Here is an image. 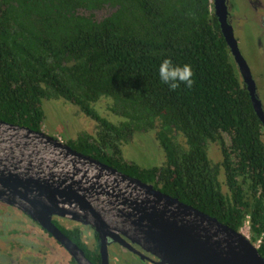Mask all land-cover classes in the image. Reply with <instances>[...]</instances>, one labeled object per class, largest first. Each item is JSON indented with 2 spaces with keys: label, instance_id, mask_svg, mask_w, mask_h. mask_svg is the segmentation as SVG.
<instances>
[{
  "label": "trees",
  "instance_id": "trees-1",
  "mask_svg": "<svg viewBox=\"0 0 264 264\" xmlns=\"http://www.w3.org/2000/svg\"><path fill=\"white\" fill-rule=\"evenodd\" d=\"M47 101L94 121L71 147L236 230L249 222L264 257V122L213 0H0V120L41 131ZM138 135L156 165L128 159Z\"/></svg>",
  "mask_w": 264,
  "mask_h": 264
},
{
  "label": "water",
  "instance_id": "water-1",
  "mask_svg": "<svg viewBox=\"0 0 264 264\" xmlns=\"http://www.w3.org/2000/svg\"><path fill=\"white\" fill-rule=\"evenodd\" d=\"M215 1L225 38L245 71L255 110L264 122L249 66L226 20L225 0ZM0 201L53 232L78 264L94 263L53 223V216L93 228L101 240L102 264H110V244L129 242L157 257L159 264H264L258 245L242 229L236 230L43 130L3 120Z\"/></svg>",
  "mask_w": 264,
  "mask_h": 264
},
{
  "label": "flooded vegetation",
  "instance_id": "flooded-vegetation-1",
  "mask_svg": "<svg viewBox=\"0 0 264 264\" xmlns=\"http://www.w3.org/2000/svg\"><path fill=\"white\" fill-rule=\"evenodd\" d=\"M215 2L216 1L213 0V10L216 13L217 6ZM225 7L226 20L227 23L231 26L235 38L241 32H244L247 26L253 28L255 39L258 42L257 47L259 49L261 57L263 58L264 0H225ZM237 44L239 47L238 40ZM246 63L248 64L247 61ZM237 65L242 79L246 83L244 75L245 71L238 64V62ZM249 70L256 86L257 97L261 101L264 111V96L262 95V93H260V86L257 84V81L253 76L251 66H249ZM246 85L248 86L247 83ZM77 128L78 133L77 131H75L73 126H71L70 129L67 127L61 128V131H59L61 136H58L57 134L55 135L47 132L46 133L55 138L61 139L68 144L69 139H76L78 137L79 131L82 133H89V131L85 130L83 126H78ZM11 210L14 212L18 211L22 215V218L18 219V217L14 216V214L10 212ZM2 211L4 228H6V230L9 229L12 231V228H14L13 226H15L17 231H12L13 233L11 237H8L7 234L0 235V242L4 240L5 243L3 245L0 243V264H23L24 262H27V264H56L59 261H61L63 264H74L72 262V259H74L75 261L76 259L67 249L65 244L62 243V241L53 232L43 226L39 221L33 219L31 216L21 211L20 209L0 201V212ZM1 215L2 214H0V216ZM52 221L64 233V235L74 243L76 242L67 234H65L63 229L78 230L85 245L92 249H95V253L99 256V259H97L100 261L99 263L102 264L101 240L98 233L93 228L61 216H53ZM20 226H23L26 229L23 228L22 230L21 228L22 231L17 234ZM69 234L74 236L73 233ZM89 237L93 238V240L91 241V238L89 239ZM129 244L130 245H121L120 243L110 244L108 246L109 263L112 264L113 260H117L116 262L121 264L122 262L120 258H122L123 256L124 260L129 261L130 264H159V260L157 257L152 255L151 253L145 252L140 248V246L136 244H133L131 242H129ZM76 263L78 264L77 261Z\"/></svg>",
  "mask_w": 264,
  "mask_h": 264
},
{
  "label": "rangeland",
  "instance_id": "rangeland-1",
  "mask_svg": "<svg viewBox=\"0 0 264 264\" xmlns=\"http://www.w3.org/2000/svg\"><path fill=\"white\" fill-rule=\"evenodd\" d=\"M102 13L98 14V17H101ZM240 50L248 62L249 66H251L253 76L257 81V84L260 86V93L264 96V57H261L259 49L257 47L258 42L255 39L253 28L247 26L244 32H241L237 37ZM46 111V121L44 122L43 131L50 134H57L61 136L60 132L61 128H69L73 126L75 131L78 133V126H83V128L89 132H93L96 125L93 120L89 117L83 115L81 112L77 110L76 107H73L71 104L59 102H51L47 101L44 104ZM68 129V130H69ZM126 147V155L128 159L131 161L137 162L139 165L143 167H149L156 165L159 160L158 149L155 145L154 139L148 135H138L136 140L131 144H128ZM14 214V216L22 218V215L17 211H10ZM2 214L0 219L3 217V211L0 212ZM2 221V222H1ZM2 226V227H1ZM12 231L16 232V227L13 226ZM18 232L23 230V226L19 227ZM22 228V230H21ZM26 229V228H24ZM242 230L250 236V225L249 222L245 224ZM11 230H6L4 228V219L0 220V235H8V237L12 236ZM91 237H89L90 239ZM88 239V238H87ZM88 239V240H89ZM93 238H91V241ZM2 245L5 244L4 240L0 242ZM92 246V245H91ZM113 256V255H112ZM121 264H130L129 261H125L123 256L120 258ZM117 261V260H116ZM115 260L112 261V264H120ZM24 262V261H23ZM23 264H27L24 262ZM56 264H63L61 261Z\"/></svg>",
  "mask_w": 264,
  "mask_h": 264
}]
</instances>
